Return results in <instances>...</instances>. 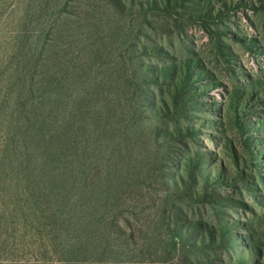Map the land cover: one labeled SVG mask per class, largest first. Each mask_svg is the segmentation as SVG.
I'll return each instance as SVG.
<instances>
[{
  "label": "rangeland",
  "instance_id": "obj_1",
  "mask_svg": "<svg viewBox=\"0 0 264 264\" xmlns=\"http://www.w3.org/2000/svg\"><path fill=\"white\" fill-rule=\"evenodd\" d=\"M118 2L0 0V264H63L42 249V230L79 196L55 202L54 184L40 193L26 135L52 106L51 76L67 64L85 70L66 79L68 96L101 81L103 94L90 100L101 123L103 113L118 115L116 104L131 112L133 174L104 157L121 133L101 143L98 178L121 179L109 192L132 224L119 217L115 235L114 210H102L101 241L118 252L106 257L264 264V0ZM132 227L140 231L120 247Z\"/></svg>",
  "mask_w": 264,
  "mask_h": 264
},
{
  "label": "trees",
  "instance_id": "obj_2",
  "mask_svg": "<svg viewBox=\"0 0 264 264\" xmlns=\"http://www.w3.org/2000/svg\"><path fill=\"white\" fill-rule=\"evenodd\" d=\"M114 3L119 4L118 0H114ZM77 69L83 73L85 71L83 68H77V65L70 68L67 64L62 66V76L59 71H56V75L52 74L50 83L55 84L52 106L39 118L38 128L30 130L26 135L30 141L36 143L37 170L35 173H37L36 184L39 186L40 193L43 194L49 185L54 184L51 195L55 202L64 198L68 193L76 196L74 191L79 196L73 201L72 208H67L66 203L60 204L57 219L50 221L43 228L42 233H45L47 240L44 239L45 246L42 249L51 250L57 254L61 257L60 262L63 264H148L143 259L138 260L137 254L135 258L133 254L130 256L133 260L121 262L120 259L111 260L110 257H106L108 254L118 257V252L113 246L109 247L108 242L103 244L101 241L102 210L107 208L114 210H111L113 214L110 219L107 218L110 230H114L111 233L115 235L119 236L120 232L123 233L119 227V217L123 219V222L132 224L126 216H123L127 212L120 208L121 197L110 194L121 179L113 178V175L108 177L105 183L104 179L99 180L98 178V168L101 160L107 156L112 161V166H115L116 163H113L115 160L123 159V166L127 173L133 174V157L129 152L132 144L128 141L129 131L133 130L126 124L131 118V112L130 110L127 112L126 104H116L115 112H118V115H111V119H108L103 113V118L109 122L101 123L100 110L96 113L90 104L93 95L103 94L101 81L95 84L94 90L92 86H88L80 88L73 96L67 95L69 84L66 79L77 76L75 72ZM179 81L180 78L176 85ZM44 82L49 85L47 76ZM97 85L100 86L99 90L96 88ZM103 99L107 106L106 96ZM158 110L163 113L165 107L163 109L159 107ZM112 119L120 120L122 124L118 125L120 128ZM116 132L122 134L117 138L119 141L116 140L117 144L105 152L103 157L101 143L105 141L110 143V139ZM24 149L27 162L32 152H30L29 145H25ZM86 162L90 164L87 165ZM114 198L117 202L111 203ZM45 205L49 211L52 210L50 217H54L55 213L53 209H50V202H45ZM136 230H138L136 227L129 228L127 236L122 237L123 242L120 247L128 248L125 239L134 237ZM69 231L72 232L69 234ZM71 234L74 236L73 241L63 244L62 238ZM107 234L109 235L108 232ZM177 236L173 235L171 241L174 249L176 240L178 241Z\"/></svg>",
  "mask_w": 264,
  "mask_h": 264
}]
</instances>
